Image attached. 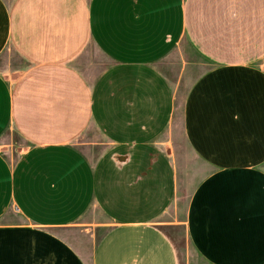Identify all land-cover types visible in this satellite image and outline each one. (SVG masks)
<instances>
[{"label": "crops", "instance_id": "0c3cea01", "mask_svg": "<svg viewBox=\"0 0 264 264\" xmlns=\"http://www.w3.org/2000/svg\"><path fill=\"white\" fill-rule=\"evenodd\" d=\"M10 52L0 264H264V0H0Z\"/></svg>", "mask_w": 264, "mask_h": 264}, {"label": "rangeland", "instance_id": "374dc122", "mask_svg": "<svg viewBox=\"0 0 264 264\" xmlns=\"http://www.w3.org/2000/svg\"><path fill=\"white\" fill-rule=\"evenodd\" d=\"M185 52L187 53L188 56L194 58L195 56L194 53L189 49V47L186 44H185ZM9 55L11 57H9ZM16 60L17 59L15 55L13 56L11 52L8 53V56L5 55L0 59V69L8 70L11 63L15 64ZM18 65L21 66L23 64L19 63ZM168 68L169 66L166 67L167 70ZM186 87L187 84L185 82L183 86V90L185 92H186ZM0 147L2 151L6 153V155L16 156L19 155L21 151H24L26 149V144L16 133H11L7 135L3 140H1ZM182 150L184 156L183 159L184 175H182V178L180 180L179 193L177 197L178 210L174 212L172 216V218H177L178 220H181L183 218L190 195L193 189L195 188V186L197 185L198 181L201 179V175L199 174V171L196 172L197 170H193V168H198L199 163H197V161L193 159V156L190 154L187 145L183 144ZM171 236L181 255L182 253L186 255L187 251L189 249L191 250V245L187 238L184 227L174 228L171 233ZM196 263L206 264L202 258H198Z\"/></svg>", "mask_w": 264, "mask_h": 264}]
</instances>
